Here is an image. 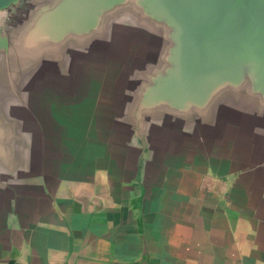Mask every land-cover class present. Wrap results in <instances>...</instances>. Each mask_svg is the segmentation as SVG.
Wrapping results in <instances>:
<instances>
[{"label": "crops", "instance_id": "0c3cea01", "mask_svg": "<svg viewBox=\"0 0 264 264\" xmlns=\"http://www.w3.org/2000/svg\"><path fill=\"white\" fill-rule=\"evenodd\" d=\"M7 56L0 46V264H264L259 97L226 86L130 125L93 98L68 109L50 94L40 109L50 81L15 75Z\"/></svg>", "mask_w": 264, "mask_h": 264}, {"label": "water", "instance_id": "95a60500", "mask_svg": "<svg viewBox=\"0 0 264 264\" xmlns=\"http://www.w3.org/2000/svg\"><path fill=\"white\" fill-rule=\"evenodd\" d=\"M51 2L54 5L40 13L39 5ZM128 5L132 9H128ZM4 10L9 11L11 18L3 32L0 31V46L9 48L6 59L10 64L16 63L13 64L17 69L15 75L31 81L39 78L50 81L49 86H45V96L37 101L40 109L48 108L50 94H60L62 107L68 109L80 103L91 107L93 98L98 100L96 109L110 108L113 112L127 109L131 125L137 123L136 112L142 109L203 105L214 91L226 86L234 88L241 84L244 94L259 97L264 102V0H0V11ZM140 10L151 14L145 16L143 26ZM120 15L125 19L138 18L140 23L134 27L139 30L140 42L144 37L138 49L127 45L130 33L125 34L124 30L129 27L116 22ZM22 16H25V24L20 20ZM31 20L34 25L29 26ZM62 32H73L72 36L79 38L91 36L87 43L88 61L80 56L71 57L66 52V58L62 59V49H45L60 45L56 43V36L62 37ZM64 36L68 39L67 34ZM164 42L168 44L167 67L152 77L153 83H135L139 88L128 91L130 82L117 80L115 84L121 92L118 95L104 92L101 98L76 90V82L84 77L83 71L87 72V79L97 78L96 73L90 71L95 51L102 59L116 57L111 65L102 67L105 73L112 69L127 73L135 60L148 58L147 44L151 46L148 47L153 54L151 58L159 60L157 55L163 53ZM111 45H115L114 52L107 51ZM102 46L106 48L101 49ZM160 46L161 53L154 54V48ZM35 52L39 54L33 56ZM38 55L41 57L39 63ZM132 73L130 71L127 76H133ZM102 78L98 87L104 83ZM128 92L135 94L132 98H123ZM60 120L62 123V115ZM59 122L58 119L53 121Z\"/></svg>", "mask_w": 264, "mask_h": 264}, {"label": "rangeland", "instance_id": "374dc122", "mask_svg": "<svg viewBox=\"0 0 264 264\" xmlns=\"http://www.w3.org/2000/svg\"><path fill=\"white\" fill-rule=\"evenodd\" d=\"M53 5H54V3H52V2L49 3V4H45V5H43V4L39 5L40 13L41 12L43 13L44 11H46L48 8L52 7ZM63 5L64 4L62 2V12H63V9H65V8H63ZM127 8L128 9H132V6L128 5ZM150 15L151 14L148 13V12L141 13V10H140L139 19H140V22H141V26L145 25L144 24L145 20H146L145 16H150ZM119 17L120 18L116 22L119 25H122V27L123 26L124 27H129V28H125V30H124L125 34L126 33L127 34L130 33V37L126 40L127 45L128 46L130 45V47L133 48V49H138L137 47H139L140 44L144 43L143 42L144 37L143 36L141 37V42H140L139 36L137 35V32H139V30H135L136 27H134L136 24H137L136 26H138L139 23H140L138 18L135 16L133 18L125 19L123 17V15H120ZM142 17H143V20H142ZM21 19L24 20V22L22 21V23L25 24L26 23L25 22V16H22L20 18V20ZM129 22H133V23H129ZM146 24H147V22H146ZM14 25H16V23ZM18 25L19 24H17L16 26L18 28H20V26H18ZM28 25L29 26L34 25V22L31 20L28 23ZM147 26L150 27V25H146V27ZM149 31L150 30H148V32ZM64 34L68 35L67 36L68 39H65L66 37L64 36ZM72 34H74V33L73 32H70V33L69 32H66V33L62 32V37H60L59 35L56 36V40L58 41L56 43L60 42L61 44L58 45V46H52L51 45V46H48L45 49L49 50L50 47H51V49H57V48L58 49H62V53H63L62 54V59L66 58L65 57V52H66L71 57H79L80 56V58L81 57L83 59L85 58V61H88L86 59L87 54H89V53H87L88 48H89V47H87L88 46L87 43L90 40L91 36H88L87 38L86 37L79 38V37H75V35L72 36ZM148 40H149V38H148ZM115 43H117V42H115ZM164 43H166V46L164 47L163 53L160 55V59L157 60V61L155 60L157 62L156 66H155V63H150V60L153 62L154 59L151 58V55H153V54H151L150 50H148V47L151 48V46H150V44L149 45L147 44V46L145 48V51H148L147 52V56H148L147 60L148 61H147V63H145V66L143 64L140 70H138L137 67L135 69L134 68H131V69L128 68L127 69L128 70L127 73H120L119 70L118 71H114V69H112V71L110 72L111 75L112 74H116V75H114L112 77H111L109 72L105 73V70L103 71L102 67H105L106 65H111L112 62H113L111 60H113V58H116V57L108 58L106 56V57H103V59H102V55L100 53H98V51H95L96 56L92 59V64H90V67H91L90 71L96 73V77L97 78L94 77V78H90V80H89L85 76L87 74V72L83 71L82 75H84V77L81 78V80L78 79V81L76 82V84L78 85L76 90H81V91L85 92L88 95H91V94L93 96L97 95L99 98H101V96L104 95V92L105 93L106 92H111V93H115L116 92V95H118L117 93L121 92V88H117L116 84L118 82H120V81H129L130 82L131 87L128 89V91L135 90V89L137 90L139 88L138 84H135V83H137V81L148 80V79L152 78V74H154L155 71L157 72V74H159L162 69L167 67V61L165 60V57H166L165 52L167 50V47H168L167 45L168 44H167V42H164ZM93 47L95 49L97 48L95 46H93ZM104 48H106V47H104V46L101 47V49H104ZM76 49H79L80 51H77ZM35 51H41V49L40 50H35ZM37 54H39V52H35V54L33 56H35ZM38 57H39V55H38ZM157 57H158V55H157ZM31 59L34 60L36 58H31ZM108 59H110V60L108 61ZM36 60H37V63H39L41 61V57H39V60L38 59H36ZM135 66L136 65H134V67ZM130 71H136L137 75L136 76H127L128 73H130ZM99 74H102V75L100 76ZM139 76H140V78H139ZM101 77H103L102 81L104 83L100 84V87H98L99 80H101L100 79ZM117 80H119V81L116 83ZM108 89L111 90V91H108ZM51 105L53 106L54 102L52 103V101H51Z\"/></svg>", "mask_w": 264, "mask_h": 264}]
</instances>
